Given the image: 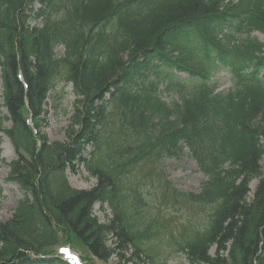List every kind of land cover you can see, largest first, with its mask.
<instances>
[{"label":"trees","instance_id":"trees-1","mask_svg":"<svg viewBox=\"0 0 264 264\" xmlns=\"http://www.w3.org/2000/svg\"><path fill=\"white\" fill-rule=\"evenodd\" d=\"M34 1L0 0L11 124L0 122V135L16 155L6 181L23 193L0 222V264H69L55 252L65 245L86 252L83 264H154L140 185L186 151L204 181L175 198L210 212L204 226L170 237L177 252L187 264H264V43L254 36H264V0ZM158 66L189 77L165 75L170 104ZM220 68L232 77L226 92L211 82ZM60 78L76 99L67 140L49 142L41 115ZM80 167L96 180L89 190L67 180ZM95 204L110 218L100 222Z\"/></svg>","mask_w":264,"mask_h":264},{"label":"rangeland","instance_id":"rangeland-1","mask_svg":"<svg viewBox=\"0 0 264 264\" xmlns=\"http://www.w3.org/2000/svg\"><path fill=\"white\" fill-rule=\"evenodd\" d=\"M38 8V3L35 4ZM264 42V37L257 35ZM57 53L62 54L61 48ZM214 80H218V90L227 91L232 84L230 75L225 71L217 72L213 75ZM161 86L160 89H163ZM162 98L171 102L174 100L173 94L163 93ZM74 97L70 85H66L65 81L60 78L54 83V87L50 92V97L44 107L46 112L45 122L42 127L49 142H65V130L67 129L70 114L73 110ZM6 111L2 108V100L0 98V122L3 129H9L10 123L4 121ZM2 150L1 157L5 160V164H0V222L9 219L17 205V202L23 197L18 186L7 182L8 168L6 164L15 159L14 148L8 139L6 133L1 134ZM187 153V152H186ZM264 178V158L261 162ZM162 172L154 169L151 177H146V183H142L140 188L144 194L146 207L141 210L140 218L143 219L147 227L151 229V240L148 243V249L154 260V264H187L186 258L177 252L174 240L170 238L172 235L178 234L177 239L181 235L186 236L193 228L204 226L209 208L206 207H191L179 199L175 198V193H195L198 194L201 190V185L204 181V176L198 171V168L193 159L188 154H185L181 159L167 160L162 165ZM147 170H143L141 174H145ZM67 179L72 188L78 190H89L96 181L89 176L83 168L76 169L75 172L67 171ZM153 178L160 179L161 187L158 191L159 184H151L149 181ZM257 185V180L251 183L252 191ZM95 216L100 222H104L110 218V211L106 207L96 205L94 207ZM189 230V231H188ZM188 231V232H187ZM72 249V248H71ZM65 248L58 246L55 252L62 254ZM78 255V258L83 259L86 252L79 248L72 249ZM116 258L112 257L108 264H114Z\"/></svg>","mask_w":264,"mask_h":264}]
</instances>
